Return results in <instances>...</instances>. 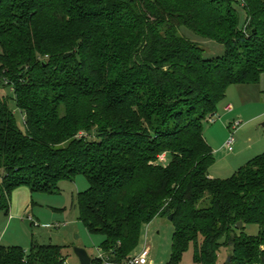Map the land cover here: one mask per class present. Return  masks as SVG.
Returning a JSON list of instances; mask_svg holds the SVG:
<instances>
[{"label":"trees","instance_id":"trees-1","mask_svg":"<svg viewBox=\"0 0 264 264\" xmlns=\"http://www.w3.org/2000/svg\"><path fill=\"white\" fill-rule=\"evenodd\" d=\"M244 2L0 0V86L24 121L0 97V211L16 188L54 193L82 175L78 219L103 236L110 262L134 255L143 225L171 216L170 264L189 246L194 264H218L223 242V264H264V153L211 178L203 137L228 87L264 74V0ZM183 29L223 51L206 57ZM64 247L0 246V264H68Z\"/></svg>","mask_w":264,"mask_h":264},{"label":"rangeland","instance_id":"rangeland-1","mask_svg":"<svg viewBox=\"0 0 264 264\" xmlns=\"http://www.w3.org/2000/svg\"><path fill=\"white\" fill-rule=\"evenodd\" d=\"M240 13L238 23L242 28L244 12ZM183 30L204 50L206 57L223 51L219 43L197 36L186 29ZM0 97L8 99L9 107L23 130V114L17 108L10 86H0ZM235 123H237L236 128H233ZM263 123L264 74L260 76L257 84L229 86L225 97L217 104L213 121L205 122L203 125V137L212 148L215 157L211 167V171L217 174L215 178L230 177L248 160L264 153ZM230 137L233 138L231 151L225 147ZM159 160L166 163L168 156L162 154ZM87 188L88 182L82 175H78L74 181L61 182L59 190L54 193L30 192L26 187L16 188L11 193L10 213L5 214L4 211H0V241L19 246L26 252L32 244L64 245L62 254L68 264H79L74 247L85 249L90 257L98 256L103 236L87 232L78 219L79 212L75 204L77 193ZM200 205L204 206L206 203ZM242 231L247 235H256L258 226L244 225ZM172 234L173 225L167 217L153 218L151 222L143 225L134 254H139L142 248L147 246L149 264H170ZM224 244L223 242L217 254L218 264L225 262L230 250ZM179 264H194L192 246L183 253Z\"/></svg>","mask_w":264,"mask_h":264},{"label":"built area","instance_id":"built-area-1","mask_svg":"<svg viewBox=\"0 0 264 264\" xmlns=\"http://www.w3.org/2000/svg\"><path fill=\"white\" fill-rule=\"evenodd\" d=\"M237 2L240 4V6L244 7V4H245L244 0H237ZM209 121H213V119L210 118ZM236 125H237V123H235L232 127L236 128ZM232 143H233V138L230 137V139L225 144V147L229 151L232 150ZM148 255H149V249L147 246H144L139 254L132 255L123 264H149ZM98 256L102 258L103 264H115L113 262H110L107 258H104L100 249H99V255Z\"/></svg>","mask_w":264,"mask_h":264},{"label":"water","instance_id":"water-1","mask_svg":"<svg viewBox=\"0 0 264 264\" xmlns=\"http://www.w3.org/2000/svg\"><path fill=\"white\" fill-rule=\"evenodd\" d=\"M262 126H264V123L262 124ZM169 219H171V216H169ZM240 227H241V222H238L236 228H240ZM73 250L79 261V264H91L92 258L88 255L85 249L74 247ZM228 260L229 258H227V261Z\"/></svg>","mask_w":264,"mask_h":264},{"label":"crops","instance_id":"crops-1","mask_svg":"<svg viewBox=\"0 0 264 264\" xmlns=\"http://www.w3.org/2000/svg\"><path fill=\"white\" fill-rule=\"evenodd\" d=\"M239 87H241V86H239ZM227 108H229V107H227ZM231 109V108H230ZM205 139V138H204ZM208 143V142H207ZM212 167V166H211ZM215 176H217V174H214V172H212L211 171V168L209 169V177H211V178H215ZM17 189H19V188H17ZM28 207V206H27ZM9 213H10V211H9ZM59 245H61V244H59ZM0 246H12V245H10L8 242H6V241H4V243H3V241H0ZM64 246V245H63Z\"/></svg>","mask_w":264,"mask_h":264}]
</instances>
